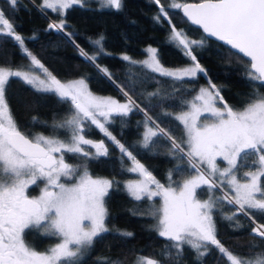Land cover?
Here are the masks:
<instances>
[{
    "label": "snow or ice",
    "instance_id": "6c2138e0",
    "mask_svg": "<svg viewBox=\"0 0 264 264\" xmlns=\"http://www.w3.org/2000/svg\"><path fill=\"white\" fill-rule=\"evenodd\" d=\"M5 2L12 13L17 10L19 0ZM97 2L101 8H123V0ZM154 3L159 5L155 19L158 22L166 19L171 24L161 0H154ZM76 5L83 7L86 0H42L39 7L42 11L51 9L63 16L65 10ZM168 7L181 9L207 36L216 37L248 58L245 65L248 78L264 86V0H201L195 4L173 0ZM48 27L63 30L66 21L61 19ZM0 35L12 37L31 60L27 70L0 66V264H77L98 238L111 231L107 227L109 213L105 198L119 182L94 177L87 167L88 160L109 155L104 140L93 141L86 137L92 126L118 146L122 163L125 157L131 162L132 166L126 170L142 177L125 184L131 197L135 201L152 200L157 196L162 199L159 207L153 204L146 213L140 214L155 219L158 235L171 243L162 250L161 259L137 255L133 264H163L164 260L168 264H180L185 246L195 251L198 260L210 255L214 247L226 257L228 264H264V248L255 251L261 247L259 244L250 243L248 255H238L226 248L218 239L214 218L219 209L224 219L235 222L234 227L240 228L242 225L237 217L243 215L254 225L249 235L264 242V223H258L253 215V212L264 215V92L254 88L243 106L235 108L224 100L221 89L209 80L207 87H201L191 100L183 102L186 111L164 113L174 115L183 125L185 138L182 141L175 140L171 133L147 117L141 145L148 148L155 143L154 138L166 137L170 141L169 153L175 159L186 160L196 173L182 181H173L170 172L169 183L165 186L109 131L108 125L114 115L126 116L134 108L139 110V105L127 92H124L126 101L121 103L112 97L93 94L83 78L67 82L59 80L24 46V37L15 31L3 8H0ZM72 35L68 33V36ZM169 41L190 58L191 65L165 68L158 59V50L151 46L143 61H131L127 55L123 59L174 81L207 75L194 51L205 45V38L191 39L182 29L171 25ZM102 42L103 36L93 42L98 47L96 55H82L95 61L103 53ZM33 66L43 70V78L34 74ZM102 71L110 76L107 69ZM13 77L21 78L37 92L54 94L61 102L70 103L68 115L53 122V131L63 130L64 139L58 135L31 136L21 131L6 97L7 86ZM148 95L155 97L159 90ZM209 118L212 122H204ZM33 121L39 122L36 117ZM68 155L80 158L84 163H69ZM218 157L227 163L223 169L218 166ZM241 167L255 171L238 175ZM177 171H182L179 165ZM41 183L43 187L39 194L30 196L29 188ZM204 191L207 199L201 200L198 192ZM218 191L220 195H216ZM225 203L233 206L235 211L224 213L220 206ZM31 229L58 237L59 242L43 252L37 251L25 240L26 230ZM117 232L123 237L133 235ZM107 264L127 262L117 259L109 260Z\"/></svg>",
    "mask_w": 264,
    "mask_h": 264
},
{
    "label": "trees",
    "instance_id": "16d2710c",
    "mask_svg": "<svg viewBox=\"0 0 264 264\" xmlns=\"http://www.w3.org/2000/svg\"><path fill=\"white\" fill-rule=\"evenodd\" d=\"M177 1L185 3L201 0ZM41 3L42 0H19L17 10L12 13L5 0H0V8L5 10L13 22L15 31L24 37V46L58 79L82 77L93 92L111 95L119 102L126 101L124 92H127L135 100L139 110L134 108L126 116L114 115L108 125L109 131L165 186L169 183L167 177L170 172L173 181H182L195 172L186 160L175 159L169 153L170 141L166 137L154 138L155 143L148 148L141 145L147 117H151L161 128L171 133L175 140L182 141L185 136L183 125L174 115L166 116L164 113L167 111L176 114L185 111L183 102L190 100L201 87L208 86L209 80L221 89L224 100L235 108L243 106L254 88L264 92V86L258 81L250 80L246 74L245 65L248 59L204 35L198 27L187 21L181 9L169 8L172 0H161V5L168 11L171 24L166 19L159 22L155 19L159 13V5L154 0H123L121 10L101 8L97 0H86L85 6H73L65 10L63 16L51 9L42 11L39 7ZM61 19L66 21L63 30L48 27L50 23H58ZM171 25L182 29L191 39L205 38V45L194 51L200 64L207 70V75L185 78L183 82L174 81L123 59L121 54L126 53L131 61H140L146 55L145 45L152 44L158 50V59L164 66L179 67L192 63L181 49L169 41ZM68 33L73 35L70 37ZM101 36L103 53L95 61L87 59L82 53L96 55L98 47L93 42ZM30 63V58L22 51L18 42L10 36L0 35V66L26 69ZM102 69H107L110 76ZM158 90L159 95H148ZM6 97L21 131L25 134L58 135L65 138L63 130L53 131V122L68 115L70 103L61 102L54 94L37 92L18 77L10 79ZM33 117L39 122L33 121ZM86 137L93 141L104 140L109 150L108 156L87 161L91 174L105 176L119 183L114 184L105 198L109 213L107 227L111 231L98 238L77 264H107L109 260L117 259L131 264L137 255L161 259L162 250H166L171 242L158 235L155 219L140 214L146 213L153 204L159 207L161 198L157 196L152 200L145 198L135 201L123 186L125 180L136 175L126 170L131 167V162L125 157L122 163L118 146L95 126L86 133ZM66 160L72 164L84 163L80 158L71 155L66 156ZM177 165L182 171H177ZM244 168L246 167H241ZM39 190L40 184L31 186L29 195L36 196ZM220 194L219 191L216 193ZM198 197L201 200L206 199V191L198 192ZM220 207L224 213L235 211L227 203ZM253 215L258 223H264V215L256 212ZM214 218L218 239L235 254L248 255L250 243L261 246L255 251L264 248V242L249 235L254 226L249 218L238 215L239 224L242 225L240 228L234 227L235 222L224 219L219 209ZM117 230L131 232L133 235L123 237ZM25 240L35 249L42 250L59 238L31 229L26 230ZM172 255L175 256L174 249ZM163 264H168L167 260ZM180 264H228V261L214 247L210 255L198 260L195 251L185 246Z\"/></svg>",
    "mask_w": 264,
    "mask_h": 264
},
{
    "label": "rangeland",
    "instance_id": "374dc122",
    "mask_svg": "<svg viewBox=\"0 0 264 264\" xmlns=\"http://www.w3.org/2000/svg\"><path fill=\"white\" fill-rule=\"evenodd\" d=\"M172 2H173V0H172ZM176 2H178L177 0H176ZM149 46H151V47H153V48H156L154 45H152V44H147V45H145V51L149 48ZM121 55H127L126 53H122ZM147 58V53H146V55L140 60V61H143V60H145ZM162 64V63H161ZM163 65V64H162ZM189 65H191V63L190 64H188V65H183V66H179V67H168V66H164L165 68H168V69H177V68H183V67H186V66H189ZM13 70H16V69H23V70H27V68L25 69V68H12ZM33 71H34V74H40L41 76H42V78H43V70H37V69H35L34 68V66H33ZM82 78V77H81ZM76 79H80V78H73V79H65V80H61V79H59V80H61L62 82H67V81H71V80H76ZM84 79V78H83ZM205 87H207V86H205ZM90 90V89H89ZM93 94H95V95H97V96H102V97H112V98H114L115 99V97H113V96H111V95H106V94H102V93H96V92H93L92 90H90ZM199 91H197V93H198ZM196 93V94H197ZM195 94V95H196ZM194 95V96H195ZM193 96V97H194ZM192 97V98H193ZM191 98V99H192ZM190 99V100H191ZM121 103H124V102H121ZM187 110V109H186ZM185 110V111H186ZM205 117H207V114H205ZM203 119V118H202ZM204 122H207V123H210V122H212L211 121V119L209 118V119H204ZM43 135H45V134H43ZM185 135V134H184ZM45 136H48V135H45ZM184 138H185V136H184ZM62 139V138H61ZM88 147V146H87ZM217 163H218V166L221 168V169H223L224 167H226L227 166V163H226V161H223L222 160V158H220V157H218L217 158ZM132 166V165H131ZM246 171H255V169L254 168H244V169H241L240 171H239V173H238V175H241L243 172H246ZM136 175L134 176V177H131V178H129V179H127V180H125L124 182H123V186H124V188H125V184L128 182V181H130V180H138V179H142V177H140V175H139V173H135ZM196 173H194L193 175H195ZM93 175V174H92ZM193 175H191V176H193ZM94 177H103V178H108V177H105V176H100V175H93ZM190 176V177H191ZM190 177H188V178H190ZM108 179H110V178H108ZM65 182H67V181H65ZM241 182H243V181H241ZM43 187V184H42V186H41V188ZM40 188V189H41ZM125 190H126V188H125ZM127 191V190H126ZM128 192V191H127ZM161 198V197H160ZM207 199V198H206ZM162 200V199H161ZM59 242V240L58 241H55V242H53L51 245H49L46 249H42V250H37V251H41V252H43V251H45V250H47L48 248H50L51 246H53V245H55L56 243H58ZM34 248V247H33ZM35 249V248H34ZM136 259V258H135ZM131 264H133V262L131 263Z\"/></svg>",
    "mask_w": 264,
    "mask_h": 264
},
{
    "label": "water",
    "instance_id": "95a60500",
    "mask_svg": "<svg viewBox=\"0 0 264 264\" xmlns=\"http://www.w3.org/2000/svg\"><path fill=\"white\" fill-rule=\"evenodd\" d=\"M199 2H201V1H198V2H185V3H190V4H195V3H199ZM181 12H182V14H183V16L187 19V21L190 23V24H192L193 26H195V27H198L202 32H203V29L199 26V25H196V24H194V23H192L185 15H184V13H183V11L181 10ZM204 33V32H203ZM204 35H206L207 36V34L206 33H204ZM207 37H209V38H211V39H213V40H216V41H218V42H220V43H222V44H224V45H226L223 41H220V40H218L216 37H211V36H207ZM227 47H229L230 49H232L230 46H228V45H226ZM233 51H235V52H237V50H235V49H232ZM238 53V52H237ZM242 55V54H241ZM243 56V55H242ZM246 58V57H245ZM246 59H248V58H246Z\"/></svg>",
    "mask_w": 264,
    "mask_h": 264
},
{
    "label": "flooded vegetation",
    "instance_id": "af4514ba",
    "mask_svg": "<svg viewBox=\"0 0 264 264\" xmlns=\"http://www.w3.org/2000/svg\"><path fill=\"white\" fill-rule=\"evenodd\" d=\"M41 186H42V183L40 184V188H41ZM39 192H40V190H39ZM39 194V193H38ZM30 196H35V195H30Z\"/></svg>",
    "mask_w": 264,
    "mask_h": 264
}]
</instances>
